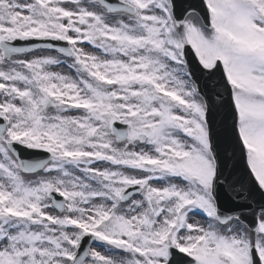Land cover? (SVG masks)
Here are the masks:
<instances>
[{"label":"snow or ice","instance_id":"snow-or-ice-1","mask_svg":"<svg viewBox=\"0 0 264 264\" xmlns=\"http://www.w3.org/2000/svg\"><path fill=\"white\" fill-rule=\"evenodd\" d=\"M0 264H264V0H0Z\"/></svg>","mask_w":264,"mask_h":264}]
</instances>
